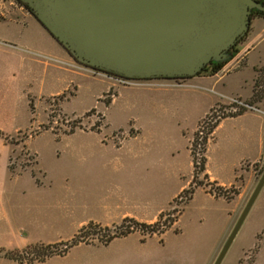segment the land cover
I'll return each instance as SVG.
<instances>
[{"label":"rangeland","instance_id":"374dc122","mask_svg":"<svg viewBox=\"0 0 264 264\" xmlns=\"http://www.w3.org/2000/svg\"><path fill=\"white\" fill-rule=\"evenodd\" d=\"M20 8L37 21L23 3L0 0V24L12 20L24 23L22 18L20 20L11 13ZM256 18L249 17L247 31L227 51L230 57L221 61L224 62L221 70L228 75L211 90L197 89L219 102L214 106L216 115L233 113L239 109L264 111V98L254 102L252 94L249 99L243 98L250 90L252 76H255L251 63L257 59L264 61L263 38L254 42L255 48L250 54L249 65L241 69L245 51L240 50L250 31L253 28L259 30ZM25 30L35 34L46 52L66 58L68 55L74 64L89 72L82 73L83 76L71 74L65 67L45 57H36L41 64L33 65L29 62V55L20 49H7L6 40L0 36V264H19L6 256H25L24 249L33 245L68 242L82 226L90 223L88 217H93L94 222L98 221L103 225L113 220L112 214L119 215L118 209L128 205L117 199L118 196L113 191L108 190L111 185L104 183L105 181L91 180L97 182L92 185L98 187L90 189L83 202L78 203L76 211L69 212L67 217L58 216L57 228L51 229V232H31L24 228H9L7 216L11 207L5 193L36 181L47 182L46 179L54 177H59L58 180L53 179L55 184H62L65 177L98 179L103 176H132L142 174V169H146L145 175L155 178L152 183L154 193L146 203L151 214L147 216L149 220L159 207L167 214L164 219L175 220L182 210L171 228L161 235L134 231L112 240L108 245L98 244L97 238L102 239L112 234L113 226L110 230L88 229V234H91L89 239L94 238L93 244H79L64 256H54L44 262L31 264H200L206 248L218 233L219 210L217 204L201 190L194 192L192 199L186 204L182 203L179 195L174 198L190 177L188 172L180 176L173 174V158H179L177 161L180 162H186L185 159L188 158L184 149L185 140L180 131L183 127L191 129L190 121L176 105L151 110V107L137 99V94H143L142 92L134 93L137 98L130 104L128 100L131 95H127L128 91L118 94L116 100L112 101L111 98L116 95L113 88L99 98L103 87L99 77L115 76L78 62L38 21L32 20L31 24L25 26ZM159 81H171L176 85L188 82L173 78H151L137 79L134 85L156 86ZM125 90L122 91L126 92ZM237 95L241 97H236ZM109 99L111 101L106 106L104 101ZM233 99L251 108L240 106ZM251 102L253 104L249 106ZM152 111L155 112L154 116ZM226 123L214 135L212 147L220 142ZM197 129L198 127L194 132ZM70 131L74 132L67 134ZM171 148L177 150L179 157L172 154ZM136 151V156L142 155L137 158L143 162L139 168L131 165ZM263 171L264 157H261L253 165V181L246 196L240 201L235 221ZM203 175L200 174L198 180L210 182ZM241 184L239 181L235 185L222 187L223 195L229 198L227 201L237 197ZM61 207L58 204V210ZM173 209L176 210L175 213L172 212ZM113 211L115 212L111 213ZM79 221L85 222L78 225ZM218 252L210 264H213ZM220 264H264V186Z\"/></svg>","mask_w":264,"mask_h":264},{"label":"crops","instance_id":"0c3cea01","mask_svg":"<svg viewBox=\"0 0 264 264\" xmlns=\"http://www.w3.org/2000/svg\"><path fill=\"white\" fill-rule=\"evenodd\" d=\"M11 13L17 15L20 20L22 18L24 23L12 20L5 24H0V36H3L4 40H6L5 43L7 45L5 44V47H7V49H20L21 52L29 55V62L33 65L41 64V61L36 59V57H45L51 59L61 67H65L71 74L83 76L82 73L89 72V70H85L74 64L73 60L67 54L68 58L63 55L56 56L46 52L37 41L35 34L32 32L29 33L25 30V26L31 24L32 20L37 22L31 15L23 12L21 8ZM256 26H258L257 28H259V30L253 28V30L250 31L246 43L240 50V52L245 51L244 65L241 69L248 67L249 65L250 54L255 48L254 42L261 41L264 38V36H262L264 33V17L256 18ZM8 52L15 54L10 50H8ZM263 64L264 61H261L260 59L251 63L253 75L254 69ZM223 71L224 70H221V72L211 76L199 75L192 77L187 79L188 82L185 84L176 85L172 84L171 81H159V84L156 86H152L154 84L148 86H122L118 82L119 78L98 76L102 79L100 82L103 85L99 98L111 88L116 91V95L113 96L112 101L116 100L118 94H124L128 91L127 95H131L128 100L129 104L135 102L134 99L138 97L137 99L145 103L148 107H151V110H156L162 106L176 105L181 109V113L190 121L191 125L189 126H192L191 129L183 127L180 131L182 138L185 140L184 149L188 158L185 159L186 162H180L177 161L179 158H173L175 160L173 164L174 176H180L181 174L188 172L190 177L186 184L181 186L179 189L180 192L177 193L174 198L187 188L192 180L193 166L189 150V142L192 134L199 121L210 111V109L219 103L218 101L212 100L210 96L202 94V92L197 89L207 91L217 87L220 80L228 75ZM252 83L253 76L250 81V90L247 95L243 96V98L249 99L251 97ZM38 88L41 89L42 87ZM124 89H126V92L122 91ZM137 92H142L143 94H137V97H135L136 95L133 94ZM236 97L241 96L237 95ZM152 112V115L154 116L155 112ZM225 123L226 128L222 133L223 135L220 142H217L218 144L216 143L215 147H212L213 143H211V141L213 140L214 135L218 130L224 128ZM171 149L172 154H176L177 157H179L180 154L177 153V150L175 148ZM137 153L138 152L136 151L133 154V160H131L133 168L134 166L139 168V165L143 164L142 161L137 160V158L142 155L136 156ZM205 157L206 162L204 174L207 175L210 182H213L220 187H229L233 184H237L239 181H241L242 184L240 185L241 190L239 194L232 201H227L221 197H214L201 187L195 189L194 192L201 190L207 195V197L212 199L217 204L219 210L218 233L213 242L206 248L200 264H210L211 260L219 251L221 244L223 246V242H225L239 217L238 215L235 221V216L241 204L240 201L246 196V192L253 181V165L261 157H264V111L253 109L245 111L241 115L235 117H226L222 119L208 140ZM146 159H148L147 156ZM147 161L148 160H146V162ZM142 171V174H132V176L119 175L114 177L103 176L98 179L87 178L88 181L83 177H65L62 184H55L53 181L55 178L58 180L59 177H54L53 179H46L47 177H44L47 182L38 183V181H36L29 186L13 188L5 193L11 207L9 215L7 216L9 228L15 230H22V228H24L31 232L36 230L51 232V229L57 228L58 216L67 217L69 212L76 211L78 203L83 202V198L87 197L86 194L90 193V189L92 190L93 188L98 187L92 185L93 183L97 184V182L91 180L105 181L104 183L111 185L108 190L110 192L113 191V194L118 196L117 199H121L122 202L125 204L127 203L128 205L124 206L122 209H118L120 212L119 215L112 214L111 217L113 220H111V222L103 223L102 225L101 222V224L98 221L94 222L95 219L93 217H88L90 222L92 221L108 228L119 225L126 218L133 219L139 223L152 224L156 221L158 215L163 209L159 207L152 215V219L149 220V217H147L151 214L148 212L149 208L146 203H148L147 200L151 198L154 193L152 192L154 191L152 183L155 178L153 176L145 175L144 173L146 169H142ZM237 179L239 181H237ZM60 180L63 181V179ZM58 204L62 206L59 210L57 208ZM114 212L115 211L111 213ZM84 222L85 221H79L78 225H81ZM63 223H65V219L63 220Z\"/></svg>","mask_w":264,"mask_h":264},{"label":"water","instance_id":"95a60500","mask_svg":"<svg viewBox=\"0 0 264 264\" xmlns=\"http://www.w3.org/2000/svg\"><path fill=\"white\" fill-rule=\"evenodd\" d=\"M78 62L131 79L189 77L229 58L257 0H19ZM264 171L213 264H220Z\"/></svg>","mask_w":264,"mask_h":264},{"label":"trees","instance_id":"16d2710c","mask_svg":"<svg viewBox=\"0 0 264 264\" xmlns=\"http://www.w3.org/2000/svg\"><path fill=\"white\" fill-rule=\"evenodd\" d=\"M257 1L264 5L263 0H257ZM250 16H256L257 18H263L264 12L252 10L249 17ZM53 39L61 46V44L54 37ZM223 66H224V62L211 61L193 76L176 77L173 79H182L185 81L187 79L198 76L200 74L211 76L221 71ZM108 74L115 76V77H119L121 79L125 78V77L118 76L113 73H108ZM254 74L255 76L253 78V83H252V97H253L252 102H254V100L258 101L264 98V64L255 68ZM164 79H171V78H164ZM111 99L104 101L106 106L110 103ZM252 102L249 103L248 105L252 106L253 104ZM216 112L217 110H215L214 107L210 109V111L199 122L197 126L198 129L196 130V132L193 133L192 139L189 142V146H190L189 150H190V155L192 157V163H193V176H192V180L189 186L185 188L179 194V198L181 201H183L182 202L183 204L188 203L192 199L194 191L198 187L203 188L204 190H206L208 193H210L214 197H224L226 200H229V198L226 195H223L222 187L217 186L213 182L210 183V182H204L202 180H198V176L202 173L204 174L205 162H206L205 153H206L207 143L214 129L217 127L218 123L226 117H235V116L241 115L245 111L242 109H239L238 111H235L233 113L231 112V113L222 114V115H216ZM73 132L74 131H70L67 134H71ZM99 132H100V129H98L97 133ZM203 178L206 180L208 179L207 175L205 174L203 175ZM181 211L178 212V216L175 220L171 218L164 219L163 217H165L167 214L165 213V211L161 212L158 215L157 220L153 222L152 224L139 223L133 219L126 218L119 225H115L112 227V234L107 235L102 239L97 238V242L100 245H108L112 240L116 238L125 237L133 233L134 231H140L142 233L145 232V233H148L149 235H154V234L161 235L165 231H167L169 228L172 227V225L177 221L178 217L180 216ZM172 212L175 213L176 210L173 209ZM101 228L104 230H110L108 227H102L99 224L90 222L82 226L78 230L76 235L68 242H61V243H57L53 245L37 244V245H33V246H30L24 249L25 256H12V254L11 255L6 254L7 255L6 257H8L10 260L18 262L19 264H22V263L31 264L35 262H44L45 260L51 257H54V256H64L69 252V250L72 247L76 245L93 244L94 238L89 239V235L91 234H88L87 231L88 229L100 230ZM28 255L30 256V258H26Z\"/></svg>","mask_w":264,"mask_h":264},{"label":"built area","instance_id":"2783aa9c","mask_svg":"<svg viewBox=\"0 0 264 264\" xmlns=\"http://www.w3.org/2000/svg\"><path fill=\"white\" fill-rule=\"evenodd\" d=\"M135 80H137V79H131V78L121 79V78H119L118 82L121 84H125V85H134V84H136ZM233 102L240 105V106L251 108V107H248L247 105L243 104L242 102H240L238 100L233 99Z\"/></svg>","mask_w":264,"mask_h":264},{"label":"flooded vegetation","instance_id":"af4514ba","mask_svg":"<svg viewBox=\"0 0 264 264\" xmlns=\"http://www.w3.org/2000/svg\"><path fill=\"white\" fill-rule=\"evenodd\" d=\"M15 1L20 2L19 0H15Z\"/></svg>","mask_w":264,"mask_h":264}]
</instances>
